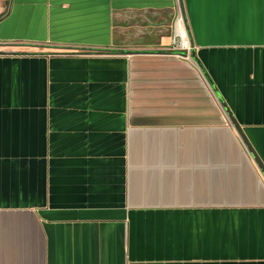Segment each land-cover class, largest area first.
<instances>
[{"label": "crops", "instance_id": "0c3cea01", "mask_svg": "<svg viewBox=\"0 0 264 264\" xmlns=\"http://www.w3.org/2000/svg\"><path fill=\"white\" fill-rule=\"evenodd\" d=\"M182 4L0 0V264H264V0Z\"/></svg>", "mask_w": 264, "mask_h": 264}, {"label": "built area", "instance_id": "2783aa9c", "mask_svg": "<svg viewBox=\"0 0 264 264\" xmlns=\"http://www.w3.org/2000/svg\"><path fill=\"white\" fill-rule=\"evenodd\" d=\"M193 50L194 47L190 42L183 16L177 6L171 24L169 47L161 51L182 60L191 61V52Z\"/></svg>", "mask_w": 264, "mask_h": 264}, {"label": "water", "instance_id": "95a60500", "mask_svg": "<svg viewBox=\"0 0 264 264\" xmlns=\"http://www.w3.org/2000/svg\"><path fill=\"white\" fill-rule=\"evenodd\" d=\"M177 4H178L179 10H180V12H181V14L183 16L185 25H186V18H185V14H184V8H183L182 0H177ZM186 28H187V25H186ZM123 53H125V54H134V53H142V52L125 51ZM191 58H194V50L191 52ZM220 104H221L223 110L225 111V114L227 115V118H228L230 124L232 125V127L234 128L236 133L238 134L241 142L245 146V148L248 151V153L252 156L256 166L258 167V169L260 170L261 174L264 177V164L262 163V161L260 160V158L258 157L256 152L254 151V149L250 145V143L247 140L242 128L240 127V125L238 124L236 119L233 117V115H232L231 111L229 110L228 106L222 101L220 102Z\"/></svg>", "mask_w": 264, "mask_h": 264}]
</instances>
